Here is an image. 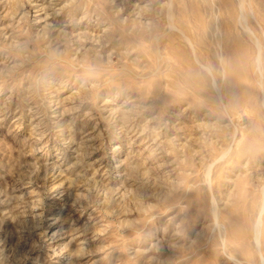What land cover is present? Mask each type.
Wrapping results in <instances>:
<instances>
[{"label": "rangeland", "instance_id": "rangeland-1", "mask_svg": "<svg viewBox=\"0 0 264 264\" xmlns=\"http://www.w3.org/2000/svg\"><path fill=\"white\" fill-rule=\"evenodd\" d=\"M264 0H0V264H264Z\"/></svg>", "mask_w": 264, "mask_h": 264}, {"label": "clouds", "instance_id": "clouds-1", "mask_svg": "<svg viewBox=\"0 0 264 264\" xmlns=\"http://www.w3.org/2000/svg\"><path fill=\"white\" fill-rule=\"evenodd\" d=\"M254 227L258 233L261 228H264V212H262L261 215L257 218Z\"/></svg>", "mask_w": 264, "mask_h": 264}]
</instances>
